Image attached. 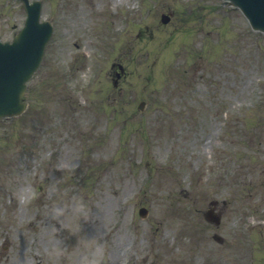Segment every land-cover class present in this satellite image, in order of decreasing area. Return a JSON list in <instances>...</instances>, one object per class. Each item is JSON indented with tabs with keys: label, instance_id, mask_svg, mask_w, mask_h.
I'll return each instance as SVG.
<instances>
[{
	"label": "rangeland",
	"instance_id": "rangeland-1",
	"mask_svg": "<svg viewBox=\"0 0 264 264\" xmlns=\"http://www.w3.org/2000/svg\"><path fill=\"white\" fill-rule=\"evenodd\" d=\"M43 3L28 108L0 119V264H264V33L223 0ZM25 15L0 0V37Z\"/></svg>",
	"mask_w": 264,
	"mask_h": 264
},
{
	"label": "water",
	"instance_id": "water-1",
	"mask_svg": "<svg viewBox=\"0 0 264 264\" xmlns=\"http://www.w3.org/2000/svg\"><path fill=\"white\" fill-rule=\"evenodd\" d=\"M234 1L247 10L255 26L264 28V0ZM24 2L28 13L24 28L12 43L0 42V116L20 113L24 109L21 96L25 82L40 64L44 43L51 34L50 28L40 22L41 2ZM163 20L168 21L169 16L163 15ZM25 68L29 69L26 73L23 72Z\"/></svg>",
	"mask_w": 264,
	"mask_h": 264
},
{
	"label": "bare ground",
	"instance_id": "bare-ground-1",
	"mask_svg": "<svg viewBox=\"0 0 264 264\" xmlns=\"http://www.w3.org/2000/svg\"><path fill=\"white\" fill-rule=\"evenodd\" d=\"M120 1H123V0H115V2H120ZM113 257L115 258L116 255H113ZM120 264H122V262Z\"/></svg>",
	"mask_w": 264,
	"mask_h": 264
}]
</instances>
